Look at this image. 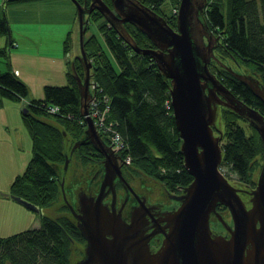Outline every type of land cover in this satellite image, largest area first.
<instances>
[{
  "label": "trees",
  "instance_id": "obj_1",
  "mask_svg": "<svg viewBox=\"0 0 264 264\" xmlns=\"http://www.w3.org/2000/svg\"><path fill=\"white\" fill-rule=\"evenodd\" d=\"M142 1L168 16L169 22L176 26L177 15L165 12L163 4L174 2L178 5L180 0ZM203 10L210 27L221 35L218 51L227 56L224 63L232 68L239 64L264 81V0H207ZM86 17L89 22L86 25L85 47L93 63L91 77L110 96L109 119L116 121V128L126 141L121 149L122 157L125 159L130 154L132 165L154 183L159 182L166 187L190 183L193 176L184 165L180 147L182 138L171 106V80L163 75L150 55L133 50L108 25L100 11ZM91 25H95L99 36L94 33L88 35ZM75 28L65 41L71 50L74 45L76 48L75 56L66 62L67 83L46 85L45 97L32 98L23 108V123L32 140V158L24 172L16 175L9 186L10 193L41 208V226L27 228L7 238L0 237V264H74L72 246H83L85 243L77 219L71 215L63 194L66 192V198L73 205L77 204L73 193L78 187H69L68 184L70 179H76L75 164L72 162L87 157L86 153L101 152L86 138L87 123L81 112L76 79V72L82 77L84 75L83 65L78 58L81 55L78 17ZM131 28L130 32L138 44L148 47L152 42L148 35L135 25ZM8 29L7 19L0 18V33L8 34ZM10 40L11 43L8 40V45L0 50V55L13 45V40ZM211 69L228 85L250 92V86L234 78L227 68L216 65ZM226 75L229 77L226 78ZM0 82L4 84L0 90L2 97L20 101L29 93L27 83L9 69L5 72L0 69ZM48 104L59 105L60 112H50ZM68 113L72 116L69 117ZM234 116L236 121L231 123ZM239 117L229 109H224L220 114L226 133L231 135L224 144L227 158L236 162V168L245 171L249 161L252 163L261 159L264 148L254 125L250 123L251 131H248L239 124ZM101 135L109 143L105 133ZM81 140L84 142L70 155L69 168L65 171L66 154L73 150L76 141ZM82 163L86 168L87 165ZM59 199L63 201L59 206L64 210L62 215L52 217L44 213L45 208H51ZM217 222L216 219L215 222L211 220L213 229H216ZM83 254L84 250H80V257Z\"/></svg>",
  "mask_w": 264,
  "mask_h": 264
},
{
  "label": "water",
  "instance_id": "obj_2",
  "mask_svg": "<svg viewBox=\"0 0 264 264\" xmlns=\"http://www.w3.org/2000/svg\"><path fill=\"white\" fill-rule=\"evenodd\" d=\"M73 1L77 5L79 20L81 55L78 58L84 68L83 77L76 72V79L81 112L87 122L86 138L105 156L106 165L98 196L88 203L95 204V208L85 209L78 223L87 246L85 255L74 264H264V164L259 174L258 187L252 191L253 205L248 209L236 188L219 168L222 159L221 138L214 135L212 125L216 120L217 103H224L256 127L264 148V116L231 92L209 68V61L215 56L214 40L220 39V36L214 35L205 18L203 9L207 0H180L177 28L141 0H111L115 9L105 0H91L90 5L88 0ZM95 8L133 50L150 55L163 75L171 80L169 85L173 116L182 138L180 147L185 168L193 175V180L184 188L181 206L169 214V230L162 229L165 238L156 252L151 251L148 243L155 231L147 235L143 233V222L146 220H142V216L137 214L131 222H127L120 213L111 211L103 203L106 185L113 181L116 172L120 175L122 172L115 152L102 138L88 110L92 98L89 88L93 63L85 47L86 25L89 22L86 16ZM125 22L132 23L146 33L156 48L140 46L123 24ZM8 33L10 44L11 30ZM226 67L264 99V87L254 77L235 71L230 66ZM219 93L226 100H222ZM83 142L76 141L73 150L66 154V171L70 155ZM69 181V187L78 186L79 180ZM110 189L116 195V187ZM77 190L73 193L76 200ZM3 193L10 194L13 199L32 210L41 211L39 206L23 197L9 191ZM218 203L228 205L234 216L236 228L230 238L213 234L211 215L216 212ZM71 205L72 211L79 214L78 200L77 204ZM248 244L251 246L245 249Z\"/></svg>",
  "mask_w": 264,
  "mask_h": 264
},
{
  "label": "flooded vegetation",
  "instance_id": "obj_3",
  "mask_svg": "<svg viewBox=\"0 0 264 264\" xmlns=\"http://www.w3.org/2000/svg\"><path fill=\"white\" fill-rule=\"evenodd\" d=\"M105 1L113 9H115L113 4H111L112 3L111 0H110L111 3L107 0ZM141 2H144V1L141 0ZM90 3H91V0L90 1L88 0L89 5ZM95 11H99V10L95 8L92 12H95ZM159 13L163 15V13L161 12ZM169 21L170 20L167 19V22ZM123 24H125L129 30H131L132 29L131 27L134 26L130 22H125ZM108 25L112 26L111 24H108ZM173 27L177 28V26H173ZM213 31H214L215 36L217 35L221 36L216 30L213 29ZM218 40L220 41L221 38ZM218 40H214L215 56H213L211 60L209 61V68L211 71H212L211 68L215 67L216 65L218 67L220 65L225 68H227L226 66H228L226 63H223V62H227V58H226L227 56L223 52L218 51L219 50ZM153 43L154 42L149 43L148 47L156 48V45ZM212 44H213V41H212ZM144 47H147V46H144ZM151 59L153 58L151 57ZM153 62H155V60ZM236 67L239 68V71L240 69L245 70L241 72L251 75L252 77L256 79V81L259 82V84L262 87H264V81L261 80L257 74H255L254 72H251V70L249 71L248 69L240 66L239 64L236 65ZM233 69L235 71H238L236 68H233ZM230 74L234 78L238 79L232 73ZM225 77L228 78L229 75H226ZM218 78L220 79V77ZM220 80L221 82H223L222 79ZM223 83L231 90V92H233L239 98L244 100V102L249 104L251 107L258 109L259 112H261L264 116V99L257 96L252 91L251 87H250L251 89L250 92H247V91H242V89H240L239 86L233 87V86L228 85L226 82H223ZM219 95L222 100H226V97L222 93H219ZM224 109H229L237 113L232 107L224 103H221V102L217 103V113H215L216 120H215V123L212 125H213L214 135L220 136L221 138L220 144L222 146V155H221L222 159L220 161L219 168L222 171L223 175L236 188L239 194V197H241L243 203L249 209L253 205L252 191L256 187H258L257 184L259 182V177H260L259 174H261V171L263 168L264 150H263L261 159H259L258 161L256 160L255 162L253 161L252 163L249 161L246 164L248 165V167L247 169H245V171L236 168V162L235 161L233 162L231 161V159L227 158V152H225L224 144H226L228 140L230 139L229 137L230 134L226 133L223 127L224 124H222L223 123V120H221L222 118L219 119V113L221 114V111H223ZM239 115L241 116L238 118L239 124L243 125L248 131H251V128L249 126L250 121L247 118H245L243 115L241 114ZM235 121H236V118L234 116V118H232V121L230 120V122L232 123ZM115 154L117 157L115 155L114 156L118 158L117 161H119V164L121 167L120 171L122 172V175L116 172L113 178V181H110L111 183L106 185L107 188H106L105 196L103 198V203L111 211L120 213V216L127 222H131L132 218L137 214L140 217L142 216L141 217L142 220H146L143 222V230H144L143 233L147 235L151 231H155V233H153V235L150 237V240L148 243H150L151 251L156 252L163 244V241L165 238V233L163 232L164 228L167 231L169 230V227L167 226L168 225L167 220H168L169 214L181 206V204L183 203L182 196L185 193L184 188H186V186H188L191 182L188 184L179 183L176 186H167V187L164 185H160V183L158 184V182L154 183L150 180V178H148L141 171L136 169L132 165L131 162L128 163L124 161L121 152L115 153ZM86 156L87 157H84L83 159H80V160L76 159L75 162H72L73 164H75L76 180H79V182H77L78 186L75 185V187H78L77 200L79 204V214L76 213L77 218H78L77 224L81 222L80 218L84 216L85 209L95 208V204L92 203L91 205H89L88 203H89V200H93L97 198L100 188L102 186V181L106 174L105 172L106 165L104 162L105 156L102 153L100 154L86 153ZM82 162L86 163L87 165L86 168H84ZM184 165H185V162H184ZM64 180L66 181L65 178ZM69 183H71V181H69ZM109 187H116V195H114L112 189L109 190ZM215 208H216V212L212 213L211 220L216 219L218 222L216 223V229H213L211 225L213 234L214 235L221 234V235H224L226 238L232 237L233 231H235L236 226H235V219L231 212V209L229 208L228 205L224 203H218ZM258 225H259V222H258ZM83 246H84V250L86 253V246H87L86 238H85V243ZM250 246L251 245L248 244L245 249H248Z\"/></svg>",
  "mask_w": 264,
  "mask_h": 264
},
{
  "label": "crops",
  "instance_id": "obj_4",
  "mask_svg": "<svg viewBox=\"0 0 264 264\" xmlns=\"http://www.w3.org/2000/svg\"><path fill=\"white\" fill-rule=\"evenodd\" d=\"M5 17L8 21L9 30L14 34L12 40L13 53L19 52L21 46L24 50H29L30 45L24 43V39L31 38L35 30L55 35L58 41H62L63 47L56 50L57 60L53 62L56 73H51L52 77L58 76L60 79L66 75V62L75 56L76 48L73 46L69 56L61 55L65 49L64 41L71 31L76 28L77 5L73 0H0V18ZM2 34V33H0ZM54 38H49L48 46L52 47ZM15 44V45H14ZM8 45L0 39V50ZM53 48V47H52ZM54 61V60H53ZM19 69V78L26 76V68L21 63L9 61L1 72L11 69ZM25 81V80H24ZM63 85V79L58 80ZM26 82V81H25ZM29 101V100H28ZM11 100L0 95V189L9 191L16 175L24 172L27 164L32 158V140L23 123L22 111L28 102ZM0 190V237L7 238L13 234L23 232L28 229L41 226L39 212L37 215L30 213V208L20 204L13 199L10 194H4ZM32 212V211H31Z\"/></svg>",
  "mask_w": 264,
  "mask_h": 264
},
{
  "label": "rangeland",
  "instance_id": "obj_5",
  "mask_svg": "<svg viewBox=\"0 0 264 264\" xmlns=\"http://www.w3.org/2000/svg\"><path fill=\"white\" fill-rule=\"evenodd\" d=\"M178 6H179V4L177 5L174 2H166L163 4L164 10L168 14H171V13L176 14L174 11V8L178 7ZM164 16L167 19H170V18H168V16H166V15H164ZM92 33L97 34L99 36V33L97 32L95 25H91V28L88 31V35L92 34ZM11 34H12V37H13V35L14 36L17 35V34H14L12 32V30H11ZM30 34H31V38L29 40H28V38L24 39V43L30 45L29 50H24L25 46H21V49H19V52L13 53L12 51L15 48L12 47V48L5 50L6 52L0 55V65L2 68H4L6 63H8V61H10V60L13 61L14 63H21L26 68L25 71H27V75L26 76L22 75V78H24V80L26 81V83L29 87V91H28L29 93L26 97L23 98L22 101H25V100L30 101L32 98L43 99L45 97V91H44L45 86L46 85H61L60 83H58L61 81H58V80L63 79V82H64V83H62L63 85H65L67 83L66 75H64L62 79H60L59 74H57L58 76H56V77L51 76V73H53V71L56 73V70L52 69V68H54L53 62H55L57 60L56 59L57 54H55L56 50L60 47H63V43H61L62 41L61 42L58 41V38H56L55 35L45 33L44 31L41 32L38 29L33 31V33H30ZM8 37H9V33L8 34H0V39H2L5 42L8 41ZM49 38H54V40L52 41V47L53 48L52 47L49 48V46H48L47 40ZM65 41H66V39H65ZM65 41H64V44L66 47H65L64 51L63 50L61 51V55H63V56L65 55L66 57H68L71 49L68 48ZM229 61H230V63H234L231 60H229ZM237 70H239V68H237ZM219 119H220V113H219ZM30 159H31V157H30ZM65 171H66V167H65ZM64 178H63V182H62L63 191H64V185H63ZM158 184H159V182H158ZM160 185H162V184L160 183ZM65 194H66V192L63 194L65 197L64 200H66V202L69 206H72L71 205L72 203L66 198L67 195H65ZM62 203H63L62 199H59L58 201H56L54 203V205L51 208H45L44 213H47L49 216H52V217H57L58 215H62L63 214L62 212L64 210L59 209V206ZM34 211L35 210L30 209V213L32 215H35V214L37 215V213H36L37 211L36 212H34ZM70 211L72 213L71 215H73V218L77 219V222H78L77 215H76L75 211H72L71 207H70ZM212 221L215 222V220H212ZM72 247H73V250H72L73 252H72L71 257H72V261L73 262L75 261L74 263H76L78 260H80L85 255V250H84V246H82V245L77 246L76 244H74V246H72ZM82 247H83V249H82ZM80 250H84V254L81 257H80Z\"/></svg>",
  "mask_w": 264,
  "mask_h": 264
},
{
  "label": "built area",
  "instance_id": "obj_6",
  "mask_svg": "<svg viewBox=\"0 0 264 264\" xmlns=\"http://www.w3.org/2000/svg\"><path fill=\"white\" fill-rule=\"evenodd\" d=\"M178 7L174 8L175 13H178ZM13 72L15 75H19V69H11L9 70ZM4 84L0 82V90L3 88ZM91 91L92 98L90 100L89 106V114L95 119L97 130L109 138L111 148L115 151H121L126 145V141L119 131L116 128V121L113 119H109V113L111 108V99L110 96L104 92L103 87L93 78L91 81ZM48 109L52 113H59L61 108L56 104H48ZM68 116L71 117L72 114L68 113ZM86 121V120H85ZM130 162L132 156L130 154L126 155L125 158Z\"/></svg>",
  "mask_w": 264,
  "mask_h": 264
}]
</instances>
